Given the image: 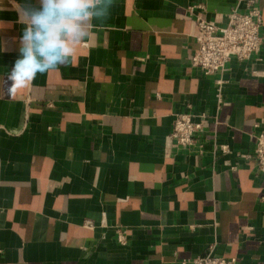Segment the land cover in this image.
I'll list each match as a JSON object with an SVG mask.
<instances>
[{"label":"crops","instance_id":"1","mask_svg":"<svg viewBox=\"0 0 264 264\" xmlns=\"http://www.w3.org/2000/svg\"><path fill=\"white\" fill-rule=\"evenodd\" d=\"M235 1L106 0L71 59L20 87L25 0H0V264H182L209 250L264 264V45L212 75L191 64L194 20L226 23ZM187 111L207 113L195 151L169 139Z\"/></svg>","mask_w":264,"mask_h":264},{"label":"built area","instance_id":"2","mask_svg":"<svg viewBox=\"0 0 264 264\" xmlns=\"http://www.w3.org/2000/svg\"><path fill=\"white\" fill-rule=\"evenodd\" d=\"M260 0H236L227 14L226 23L198 16L195 20L194 38L197 48L191 57V64L200 69L205 75H212L224 70L227 64L233 60L245 61L258 54L264 45V33L261 31L264 18L259 5ZM195 5L190 6L192 11ZM241 7L243 8L241 10ZM219 83H221L219 81ZM218 107L222 102L219 92ZM207 113H194L193 111L180 112L175 116L169 139L174 141L177 147L194 150L199 147L201 136L205 133ZM262 122L255 123L259 127ZM255 149L252 155L258 168L264 173V131L254 134ZM221 153L230 152V146L221 144L218 146ZM216 151V153H218ZM244 156H251L245 155ZM264 201V197H262ZM105 224V223H104ZM84 226L95 228V223L87 219ZM117 240L126 244L129 238V230L125 226L113 227ZM182 264H242L236 257L219 256L209 250L200 256L186 259Z\"/></svg>","mask_w":264,"mask_h":264},{"label":"clouds","instance_id":"3","mask_svg":"<svg viewBox=\"0 0 264 264\" xmlns=\"http://www.w3.org/2000/svg\"><path fill=\"white\" fill-rule=\"evenodd\" d=\"M22 7L26 18L10 73L20 87L69 61L72 45L89 39L91 23L107 15L106 0H25Z\"/></svg>","mask_w":264,"mask_h":264}]
</instances>
